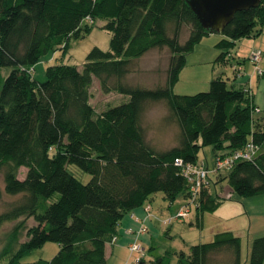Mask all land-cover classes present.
<instances>
[{"label":"trees","instance_id":"obj_1","mask_svg":"<svg viewBox=\"0 0 264 264\" xmlns=\"http://www.w3.org/2000/svg\"><path fill=\"white\" fill-rule=\"evenodd\" d=\"M98 19L112 33L110 50L96 46L83 66L60 63L47 68L46 81L33 78L43 56L59 48L66 53L70 40L91 33ZM263 26L264 1L237 12L221 33L217 62L232 60L236 44L260 36ZM210 34L187 0H0V172L5 168L8 193H24L0 223L22 215L36 222L7 264H108L107 244L117 240L122 219L157 192L171 205L180 194L186 202L174 216L149 214L151 220L184 221L195 206L198 226L206 212L228 200L212 193L224 180L244 197L264 194V118L250 91L218 73L208 91L174 92L187 55ZM164 48L170 52L165 83L146 88L126 82L135 59ZM96 80L103 92L128 100L98 113L91 103ZM162 101L179 130L178 143L160 151L148 142L141 120L149 102ZM251 141L259 146L254 160L217 172L209 167V181L198 195L192 193L176 159L198 163L205 146H213L218 157ZM21 167L27 168L24 179ZM75 168L90 174L89 181ZM182 208H189L185 218L177 216ZM48 242L60 245L51 260H21ZM242 245L233 231L218 232L210 242L191 245L187 256L182 252L180 263L243 264ZM129 253L131 262L138 253L130 246ZM248 264H264V236L254 240Z\"/></svg>","mask_w":264,"mask_h":264},{"label":"rangeland","instance_id":"obj_2","mask_svg":"<svg viewBox=\"0 0 264 264\" xmlns=\"http://www.w3.org/2000/svg\"><path fill=\"white\" fill-rule=\"evenodd\" d=\"M102 24H104L102 20L98 19L93 23L94 28L91 33L79 39L72 38L66 53L63 52L62 48H59L43 56L32 69L33 78L40 83L46 81L47 68L60 63L83 66L87 55L96 46L105 51L110 50L112 33L102 29ZM220 34L215 32L213 35ZM187 36L186 31L184 39ZM259 37L258 49L253 48L254 43L250 38H244L236 44L233 48V52H235L233 61L249 58L254 50L264 51L263 35ZM169 56V50L164 48L151 50L140 59H135L132 72L126 77V82L146 88H153L159 83H165ZM10 71L11 68L3 70L4 74L10 73ZM218 71H222L221 67ZM202 75V73L193 72L192 67L186 65L180 74L179 81L174 86V92L177 94H195L208 91L210 84L205 82ZM91 91L93 94L91 103L98 113L109 107L119 105L129 98L118 92H103L98 80L95 81ZM170 114L169 107L163 101L149 102L144 110L141 120L142 126L145 129L148 142L156 150H166L178 143L176 136L179 129L171 119ZM216 159V151L213 146H205L200 150L198 161L206 166L209 164L210 170L214 168ZM75 170L83 182H87L91 178L90 174L82 173L77 168ZM26 172L27 168L21 167L19 178L24 179ZM4 173L5 168L0 172V215L20 204L24 198V193L10 194L6 191ZM212 193L214 196L220 194L228 200L217 212H206L201 222L199 221L200 226L196 224L195 206H193L192 215L184 221L176 219L172 224L167 225L154 219L156 229L151 231V242L141 241L146 250L144 264H181V253L184 252L187 256L190 253L191 245L210 242L216 233L229 230L242 238V260L243 264H248L254 240L264 236V194L244 197L231 191L227 180L216 187L212 186ZM151 199L148 203L150 202L152 205V212L161 219L174 216L176 209L186 202L183 194H180L171 205L163 192L153 194ZM193 220L195 223L191 224ZM35 224L34 218L29 215H22L0 223V264H7L10 257L18 251L20 245L27 239L28 229ZM59 250L60 245L58 243L48 242L40 248L27 252L21 260L25 263H32L40 259L51 260ZM129 255L130 253L123 258L122 264L126 262V264H133L132 261L136 256L130 262Z\"/></svg>","mask_w":264,"mask_h":264},{"label":"crops","instance_id":"obj_3","mask_svg":"<svg viewBox=\"0 0 264 264\" xmlns=\"http://www.w3.org/2000/svg\"><path fill=\"white\" fill-rule=\"evenodd\" d=\"M261 35H263L262 40L264 41V26ZM223 37V34L217 36L210 34L209 36L204 37L196 45L195 49L187 55L186 65L191 66L193 72L202 73V77L204 78L205 82H208V84H210L212 78L218 73H223L225 74V77L229 78V82L236 84L238 87L248 89L253 95L254 104L261 109L259 117L264 118V77L259 76L255 72L252 63L248 58H245L244 60L240 59L233 61L235 52H233V59L229 62H217L218 56L221 54V50L217 44ZM258 37L250 38L254 43V49H258V39H260V37ZM220 67L222 69L221 72L218 71ZM255 89L256 91H254ZM260 152L264 153V142L261 145ZM148 206L149 203L145 204L143 207L133 210L122 219L118 227L117 240H115L113 243L110 242L107 244L106 253L108 264H122L123 258L129 254V246L133 242H151V231H154L156 226L153 222L154 220H151L149 215L153 214L152 210L151 213L147 212Z\"/></svg>","mask_w":264,"mask_h":264},{"label":"built area","instance_id":"obj_4","mask_svg":"<svg viewBox=\"0 0 264 264\" xmlns=\"http://www.w3.org/2000/svg\"><path fill=\"white\" fill-rule=\"evenodd\" d=\"M263 56L264 51L254 50L250 55V60L254 64L255 72L259 76L264 77V67L261 66ZM258 152L259 146H257L253 141L248 142L244 148L238 149L232 154L218 155L213 171L217 172L221 170L231 169L236 162L241 160H254L258 156ZM176 164L182 168L185 177L192 184V193L198 195L199 192L202 190L204 184L209 181V176L211 173L209 167L206 166L204 163L199 162L186 163L185 161H183V159H176ZM188 214L189 208H182L178 212L177 216L185 218L188 216ZM114 240H116V237ZM130 250L132 252L138 253L133 264H140L141 259L145 254L144 247L139 242H133L130 245Z\"/></svg>","mask_w":264,"mask_h":264},{"label":"water","instance_id":"obj_5","mask_svg":"<svg viewBox=\"0 0 264 264\" xmlns=\"http://www.w3.org/2000/svg\"><path fill=\"white\" fill-rule=\"evenodd\" d=\"M264 0H187L198 19L212 34L222 33L239 11L259 7Z\"/></svg>","mask_w":264,"mask_h":264},{"label":"bare ground","instance_id":"obj_6","mask_svg":"<svg viewBox=\"0 0 264 264\" xmlns=\"http://www.w3.org/2000/svg\"><path fill=\"white\" fill-rule=\"evenodd\" d=\"M192 209H193V207H192Z\"/></svg>","mask_w":264,"mask_h":264}]
</instances>
